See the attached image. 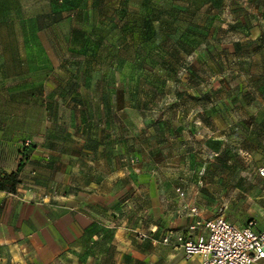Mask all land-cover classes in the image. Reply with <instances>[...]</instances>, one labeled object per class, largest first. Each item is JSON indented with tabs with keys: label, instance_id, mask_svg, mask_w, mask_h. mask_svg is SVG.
I'll return each mask as SVG.
<instances>
[{
	"label": "rangeland",
	"instance_id": "1",
	"mask_svg": "<svg viewBox=\"0 0 264 264\" xmlns=\"http://www.w3.org/2000/svg\"><path fill=\"white\" fill-rule=\"evenodd\" d=\"M2 96L0 124L22 121L20 162L38 169L30 199L55 202L67 179L83 193L99 136L127 143L121 178L138 167L155 182L160 212L136 184L98 208L105 242L181 214L176 187L209 215L264 222V0H0Z\"/></svg>",
	"mask_w": 264,
	"mask_h": 264
},
{
	"label": "crops",
	"instance_id": "2",
	"mask_svg": "<svg viewBox=\"0 0 264 264\" xmlns=\"http://www.w3.org/2000/svg\"><path fill=\"white\" fill-rule=\"evenodd\" d=\"M9 101L8 97H0V105ZM8 118L7 115L0 116V121L5 122ZM199 122L207 128L208 138L211 137L210 134L214 135L216 130H219L207 119ZM21 123L22 121L19 122V126L0 124V169L6 172L17 169L24 152L22 141L27 139L28 134ZM104 131L108 134L107 130ZM219 133H222V137L226 135V131L223 130L217 134L220 135ZM102 140V136H99L98 141L88 147V156L95 159L98 169L94 170V173L89 171V175L80 184L85 190L83 193L75 192V189L71 188L73 183L71 184L70 179H67V192L63 195L57 193L55 202H47L44 205V201L37 199L39 194H35V199H30L31 195L25 183L29 180L30 171H38L32 166L31 158L24 162L16 191L9 193L0 190V264L198 263L197 257L185 259L182 249L178 246L153 242L150 238L137 236V231L148 232L150 229H155L151 236L157 239L169 229L187 232V226L192 223L193 218L179 214L173 219H168V214L164 213L165 209L163 213H159L161 217L146 222L145 228L136 223H130L128 226L133 227L132 234L126 232L125 228L117 227L113 241L108 243L103 240L102 234L105 229L98 225H101V221L107 218V215L98 208H103L109 203L115 206L127 204L124 197L120 201L117 199L124 188L136 184V193L148 194L149 198L157 204L159 212L161 196L155 182L145 172H139L138 167L127 170V174L133 179L130 183L126 182L127 179L121 178L123 172L118 162L121 156L119 152L123 154V147L127 148L124 140H119V143L116 141L117 143L115 142L116 144L114 143L110 148H107ZM113 147H118L117 152L111 151ZM107 168H110V171ZM118 182L122 183V189L113 190L112 186ZM180 188L185 192L183 200L188 199L189 204L195 203L200 217L214 216L207 213L208 210L204 209L201 202L187 198L186 190L183 187ZM199 192L202 194L204 190L199 188ZM174 195L173 205L180 206L183 200L175 190ZM126 213L131 214L128 209ZM262 228H264V222L254 223V229ZM196 233L197 231L192 234L193 238Z\"/></svg>",
	"mask_w": 264,
	"mask_h": 264
},
{
	"label": "built area",
	"instance_id": "3",
	"mask_svg": "<svg viewBox=\"0 0 264 264\" xmlns=\"http://www.w3.org/2000/svg\"><path fill=\"white\" fill-rule=\"evenodd\" d=\"M258 174L264 177V166L258 168ZM175 192L182 200L185 198L180 187H176ZM180 208L182 215L193 218L187 232L169 229L157 239L151 236L155 229H150L148 232L137 231V236L178 246L185 259L197 257V264H262L264 261V228L254 229L253 222L239 225L221 215L202 218L197 207L184 200Z\"/></svg>",
	"mask_w": 264,
	"mask_h": 264
},
{
	"label": "trees",
	"instance_id": "4",
	"mask_svg": "<svg viewBox=\"0 0 264 264\" xmlns=\"http://www.w3.org/2000/svg\"><path fill=\"white\" fill-rule=\"evenodd\" d=\"M23 163L19 162L17 169L11 172H6L0 169V190L14 193L19 183V176L22 170Z\"/></svg>",
	"mask_w": 264,
	"mask_h": 264
}]
</instances>
